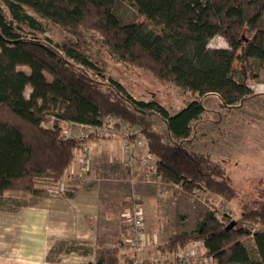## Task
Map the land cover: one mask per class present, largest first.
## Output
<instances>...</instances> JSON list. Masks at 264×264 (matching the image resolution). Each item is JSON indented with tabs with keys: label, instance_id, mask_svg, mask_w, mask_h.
I'll return each mask as SVG.
<instances>
[{
	"label": "trees",
	"instance_id": "trees-1",
	"mask_svg": "<svg viewBox=\"0 0 264 264\" xmlns=\"http://www.w3.org/2000/svg\"><path fill=\"white\" fill-rule=\"evenodd\" d=\"M117 1L0 0V198L9 189L41 195L43 184L58 183L87 140L64 137L66 120L102 123L105 116L139 128L165 179L187 191L237 198L224 164L189 144L194 122L206 110L204 95L215 93L234 105L257 94L249 82L264 68V0H131L148 21H124L114 10ZM50 21L76 39H54ZM88 30L101 34L110 54L191 91V100L173 113L156 93L134 96L107 74L91 45L96 35ZM217 34L228 47H209ZM48 116L51 125L45 124ZM156 118L165 131L155 127ZM258 193L240 199L233 227L227 228L229 214L209 210L197 228L175 232L162 247L177 251L201 240L212 264H264V187ZM119 260L117 247H105L88 264Z\"/></svg>",
	"mask_w": 264,
	"mask_h": 264
},
{
	"label": "rangeland",
	"instance_id": "rangeland-1",
	"mask_svg": "<svg viewBox=\"0 0 264 264\" xmlns=\"http://www.w3.org/2000/svg\"><path fill=\"white\" fill-rule=\"evenodd\" d=\"M114 10L124 21H148L131 0H118ZM48 27V33L54 39H76L74 35L58 24L50 21ZM87 33L89 36L96 35L91 45L106 64L107 74L120 80L134 96L149 99L152 93H156L173 113L191 100V91L185 90L172 81L160 80L151 71L113 56L102 47L99 32L92 33V30H88ZM216 37L217 35L210 40L209 45L221 47L222 41ZM20 67L28 69L27 65H20ZM47 76L52 78L49 74ZM249 83L253 84V91L257 94L251 95L244 101L236 102L234 105L224 104L221 97L215 93L203 96L206 110L202 113L200 120L194 122V129L191 133L192 141L189 144L193 149L210 152L224 164L232 183L238 188L239 196L237 198L227 200L217 193L200 188L187 191L180 183L165 179L162 172L153 171L144 166L130 170L124 163V160L129 156L125 146L126 157L121 161H114L115 165H112L114 162L111 161L107 151L106 153L100 152L101 154L96 157V164L103 170L99 174L100 179L95 180L89 177L83 178V180L96 182L94 185L103 191L110 192L116 208L123 211V214L117 218L119 229L114 232L115 246H109L117 247L119 250L120 260L117 264L213 263L214 259H210L201 240H192L186 247L177 251H168L162 246L175 232L197 228L209 210L220 215L227 213L232 220L238 221L243 209L240 199L255 198L259 195L258 191L264 187V68H261L260 75L251 79ZM30 91V86H27L26 94L28 95ZM52 121L53 116H48L45 124L51 125ZM65 124V127H68L71 132L83 135L84 129L80 130L79 126L67 121ZM154 125L158 129L166 130V124L159 118H156ZM84 132L88 133L87 130ZM122 135L120 134V137ZM122 139L124 141L123 137ZM84 144L87 149L84 148L90 150L91 141L86 140ZM147 150L146 144L141 148L132 149V153L143 154ZM79 151L82 154L87 152L82 148L77 150L73 161L75 164L80 155ZM82 160L85 164V157H82ZM84 167L83 170L86 171V164ZM90 169L88 172L92 170ZM128 175L136 176V181L130 182ZM62 179L58 183L43 184L44 193L41 195L9 189L5 192V196L0 198V205L3 206L0 210L18 211L24 207L41 204L45 196L58 190V184ZM136 204H139L143 209L144 223L139 231L132 229L129 219V213L131 210L133 211ZM14 205L17 208L11 209V206ZM250 227L253 228V231L263 228L261 225H251ZM0 230L2 231L3 228L1 227ZM92 238H94V232L84 230V232L76 231L66 237L52 240L51 257H64L69 261L75 255L74 253L69 254V248L75 243L83 242V247L86 244L96 247L92 248V254L88 257L96 259L105 247H101L99 243L94 244L95 239ZM179 253H191L192 256L190 259L182 260Z\"/></svg>",
	"mask_w": 264,
	"mask_h": 264
},
{
	"label": "crops",
	"instance_id": "crops-1",
	"mask_svg": "<svg viewBox=\"0 0 264 264\" xmlns=\"http://www.w3.org/2000/svg\"><path fill=\"white\" fill-rule=\"evenodd\" d=\"M249 85L253 87V84ZM88 140L91 141L90 150L85 154L78 152L79 161L69 167L58 184V190L45 196L41 204L18 211L0 210V228H3L0 230V264H88L95 261L98 257H88L96 247L88 244L83 247V242L69 248V254H75L69 261L64 257H51L52 240L76 231L90 230L94 232V244L115 246L114 232L119 229L117 218L123 211L116 208L110 192L83 178L100 179L103 170L96 164L100 152L107 151L113 162L126 157L124 141L120 136L91 137ZM82 157H85L86 171L83 170ZM136 179V176L128 175L130 182Z\"/></svg>",
	"mask_w": 264,
	"mask_h": 264
},
{
	"label": "built area",
	"instance_id": "built-area-1",
	"mask_svg": "<svg viewBox=\"0 0 264 264\" xmlns=\"http://www.w3.org/2000/svg\"><path fill=\"white\" fill-rule=\"evenodd\" d=\"M66 121L79 126L80 130H87L88 133L82 131L83 135H77L71 132L68 127H64L62 130V134L64 137L78 136L86 137V139L88 140L90 138V134L92 133L105 134L106 136L108 135V137L120 136V134H123L122 137L124 138V146L129 152L128 158L124 160L126 167H128L130 170H134L139 166L147 167L153 171L159 170L158 159L150 151L147 150V152H144L143 154L132 153V149L137 147L141 148L143 147V145H146L145 139L142 134L139 133V128L136 125H131L122 119L114 118L112 116H107L106 118H104V121L102 123H86L72 120ZM84 147L87 149L85 144L82 149H84V151H87ZM84 168L85 167L83 166V169ZM129 219L132 229L139 231L144 223L143 209L139 204H136L133 211L131 210V212L129 213ZM179 256L182 260H187L190 259L192 254L179 253ZM209 257L211 260H213L212 255H210Z\"/></svg>",
	"mask_w": 264,
	"mask_h": 264
},
{
	"label": "clouds",
	"instance_id": "clouds-1",
	"mask_svg": "<svg viewBox=\"0 0 264 264\" xmlns=\"http://www.w3.org/2000/svg\"><path fill=\"white\" fill-rule=\"evenodd\" d=\"M220 41H222V46L223 47H228L227 41L225 40V38L223 36H220L219 34H217V37ZM209 47L211 48L212 46L209 45Z\"/></svg>",
	"mask_w": 264,
	"mask_h": 264
},
{
	"label": "water",
	"instance_id": "water-1",
	"mask_svg": "<svg viewBox=\"0 0 264 264\" xmlns=\"http://www.w3.org/2000/svg\"><path fill=\"white\" fill-rule=\"evenodd\" d=\"M236 223H237L236 220H232V221L227 225V228H231V227H233Z\"/></svg>",
	"mask_w": 264,
	"mask_h": 264
}]
</instances>
